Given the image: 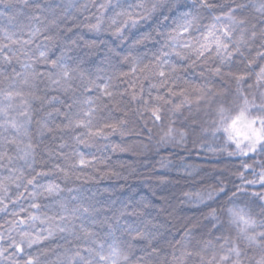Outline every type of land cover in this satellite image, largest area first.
<instances>
[{
  "label": "clouds",
  "instance_id": "1",
  "mask_svg": "<svg viewBox=\"0 0 264 264\" xmlns=\"http://www.w3.org/2000/svg\"><path fill=\"white\" fill-rule=\"evenodd\" d=\"M186 21H191L189 31L173 39ZM94 24L99 27L92 29ZM213 27L231 56L213 49L198 58L182 47L196 46ZM258 52H264V0H0V136L25 138L23 127L8 123H25L15 93L29 100L33 93L57 98L50 104L31 101L32 138L41 147L37 120L52 108L78 118L88 107L82 102L92 97L98 108L94 126L122 122L86 144L73 139L85 132L78 128L58 133L55 141L49 138L55 144L63 137L70 163L67 177L41 179L54 180L61 189L44 203L62 199L69 212L77 211L65 221L71 232L26 249L36 264H70L77 251L91 264H261L264 141L255 153L243 155L240 149L248 141L225 132L245 102L247 119L264 128V81L256 79L264 57ZM158 57L179 69L167 87L183 90L191 103H183V95L168 96L167 87H151L160 81ZM136 62L149 68L136 81L133 100L128 92L133 78L121 73ZM238 72L245 79L237 80ZM101 84L111 86L112 98L100 95ZM156 95L167 102L155 101ZM154 105L159 120L150 112ZM64 122L59 114L50 119L53 127ZM73 152L92 159V165L79 168ZM233 213L252 223L244 225ZM81 225L93 236L85 238ZM45 227L37 223L32 230Z\"/></svg>",
  "mask_w": 264,
  "mask_h": 264
},
{
  "label": "snow or ice",
  "instance_id": "2",
  "mask_svg": "<svg viewBox=\"0 0 264 264\" xmlns=\"http://www.w3.org/2000/svg\"><path fill=\"white\" fill-rule=\"evenodd\" d=\"M135 19H132V23H135ZM191 21H186V26L177 35H174L173 39H178L179 36L184 35L189 31ZM92 29L99 27L98 24L90 25ZM228 32L224 30V36H227ZM182 47L190 49L191 53L198 58L205 57L209 52L215 49L217 55L227 53L228 56L232 54L227 52L228 44L224 37L217 34L215 28H210L199 40L196 46H192L188 43L182 45ZM177 55L181 53L177 52ZM41 57L45 56L44 52L40 53ZM257 55L264 57V52H258ZM8 59V57H5ZM56 64L55 61L52 62ZM30 67L29 65L25 66ZM155 75L160 77L159 83L152 84L153 88L167 87L169 83L175 79L176 73L179 71L175 66H169L168 61L161 58H157V65ZM149 66L143 65L140 62H136L129 69L128 72L121 73L124 78L132 77V81L129 83L128 92L131 94L133 100L138 97V90L136 87V81L140 80L144 73L148 70ZM65 75L67 73L65 72ZM237 80L245 79V73L238 72L235 77ZM257 81H264V66L260 67L256 72ZM99 93L102 97L112 98L114 96L111 86L109 84H101L98 86ZM198 91V89H193ZM143 88L139 89V94H142ZM183 95V103H191L192 98L185 94L182 90L180 93L174 91L172 87H167V95ZM11 98L13 93L8 94ZM15 95L21 96L20 116L25 118V123L19 124L16 120L8 121L9 125L19 130L23 127L25 138H18L12 136L5 139L0 136V213H5L6 218L0 222V260H7V264H36L35 258L29 254L26 249L40 244L44 241H48L55 237L60 232H71L72 229L65 221H70L77 209H72L69 212L67 204L64 200H55L54 204H45L44 201L48 197H52L58 193L60 185L54 180L49 179L46 183H41L42 178H48L54 174H62L65 177L68 175L67 165L70 163L68 154L63 151L66 141L63 137L60 138L58 143L51 144V141L57 139V134L68 131L70 129L78 128L84 129L85 132L73 137L77 144L89 143L93 138L105 134V129H111L113 131L118 130L119 123L122 122H110L104 123L102 126H94L95 114L98 111L95 99L89 97L83 104L88 105L87 108L82 109L83 115L75 118L70 112H61L59 108H52L45 112L44 116L37 120L36 135L42 138V147L37 143H34L31 132V101L42 102L43 104H50L56 97L44 98L36 94H30L31 100L23 97L22 93H15ZM155 101L167 102L165 96L156 95L153 97ZM115 104L116 101H113ZM181 105L177 104L176 108L179 109ZM71 109L72 105H67ZM247 108V102L241 109L240 115L232 120L231 124L225 128V132L228 133L230 139L237 137H243L248 141V146L245 149H240L243 155H247L249 152L255 153L257 151V145L264 141V128L257 129L253 127V121L247 119L245 109ZM3 107H0V112H3ZM150 112L152 116L159 120L160 109L158 105H154ZM54 114H59L65 118L64 123H57L55 127L50 124V119ZM237 147H240V141L237 140ZM38 148L40 149L38 153ZM113 150H122L119 146H113ZM38 155L40 159H38ZM73 155L77 156L75 164L81 169L88 168L92 165L93 161L87 158L81 153L73 152ZM59 157L65 161V165L56 160ZM75 167V165H73ZM243 168L247 169L248 164H243ZM260 180L264 182V172L260 175ZM248 183H252L249 181ZM15 191H12V189ZM257 195V193H253ZM11 206V207H10ZM55 207L58 212L49 214L44 211L45 208ZM85 213L89 212V208L83 209ZM234 218L239 219L244 225L252 223L251 220L245 219L239 213H233ZM46 225L45 228L39 231H33V227L37 224ZM80 232L85 238L93 236L91 230L84 226H80ZM17 237L19 239H17ZM250 242H254V237H248ZM7 243L8 248L3 245ZM9 249H14L6 257L5 253L9 252ZM88 250V249H86ZM237 257H239V251L237 249L232 250ZM117 253L113 251V255ZM106 257L100 255V260H105ZM225 259V257H221ZM81 264H91L90 260H84L79 251L69 256L70 264H77V261ZM63 264V261H61ZM264 264V261H261Z\"/></svg>",
  "mask_w": 264,
  "mask_h": 264
},
{
  "label": "trees",
  "instance_id": "3",
  "mask_svg": "<svg viewBox=\"0 0 264 264\" xmlns=\"http://www.w3.org/2000/svg\"><path fill=\"white\" fill-rule=\"evenodd\" d=\"M12 191H15L14 187H13ZM4 218H6V214L5 213H0V222H2Z\"/></svg>",
  "mask_w": 264,
  "mask_h": 264
}]
</instances>
